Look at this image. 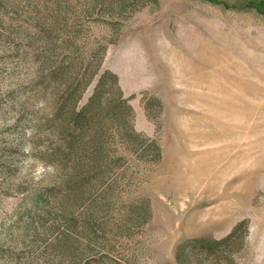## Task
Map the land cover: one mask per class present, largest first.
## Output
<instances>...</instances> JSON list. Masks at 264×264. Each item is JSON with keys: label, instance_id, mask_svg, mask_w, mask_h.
<instances>
[{"label": "rangeland", "instance_id": "374dc122", "mask_svg": "<svg viewBox=\"0 0 264 264\" xmlns=\"http://www.w3.org/2000/svg\"><path fill=\"white\" fill-rule=\"evenodd\" d=\"M0 8V264H264V0ZM101 45L160 160L74 127Z\"/></svg>", "mask_w": 264, "mask_h": 264}, {"label": "trees", "instance_id": "16d2710c", "mask_svg": "<svg viewBox=\"0 0 264 264\" xmlns=\"http://www.w3.org/2000/svg\"><path fill=\"white\" fill-rule=\"evenodd\" d=\"M2 0H0L1 2ZM5 7V6H4ZM3 7V8H4ZM2 8V9H3ZM0 8V25H4V17L7 12H3ZM258 12L264 14V9H258ZM11 41V40H10ZM13 42V41H12ZM107 45H101L98 48L99 59L97 62V66L95 70L91 73V75L86 76V73L82 76V78H78L77 85L75 87L74 93L78 88H80L79 93L75 95V100L73 103V118H74V127L81 130L85 127V125L91 120H98L99 124L97 125V136L102 137L99 140L97 148H110V142L112 141L116 144L118 139L125 142V144H137L139 142H144V148H142V154H152L156 161L161 159L162 149L160 144L152 138L145 137V134L136 130L134 125V109L130 104V97H125L123 91L121 90L118 84V76L114 72L109 69L102 70L103 60L106 54ZM36 78L32 80V84L35 85L37 83H41V72H37ZM98 76L97 83L94 88V92L89 97L87 103H85L79 110L76 109L79 100L82 97L85 89L90 85V83ZM110 84L111 87L116 91L114 93V98L111 99L107 103V107L104 111L101 112V103L104 87L106 84ZM40 91H43L42 88ZM76 94V93H75ZM11 97V96H9ZM17 97L14 96L12 100L15 101ZM104 118L106 121L104 124L100 123V119ZM142 138L144 140H142ZM107 139V140H106ZM106 161H110L111 163H115L114 154L110 156L105 155L102 159H106ZM113 159V160H112ZM106 169H103L105 171ZM102 173V170H100ZM101 177V174H100ZM245 221H241L236 227L232 234L236 233L241 227L244 226Z\"/></svg>", "mask_w": 264, "mask_h": 264}]
</instances>
